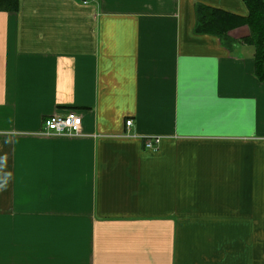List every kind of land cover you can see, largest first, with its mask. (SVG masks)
<instances>
[{
	"label": "crops",
	"instance_id": "crops-1",
	"mask_svg": "<svg viewBox=\"0 0 264 264\" xmlns=\"http://www.w3.org/2000/svg\"><path fill=\"white\" fill-rule=\"evenodd\" d=\"M196 4L248 14L241 0L0 11V264H264V82L248 28L227 50L194 33ZM69 110L79 137L41 134Z\"/></svg>",
	"mask_w": 264,
	"mask_h": 264
},
{
	"label": "trees",
	"instance_id": "trees-1",
	"mask_svg": "<svg viewBox=\"0 0 264 264\" xmlns=\"http://www.w3.org/2000/svg\"><path fill=\"white\" fill-rule=\"evenodd\" d=\"M247 8L246 17L236 16L204 5H194L196 35L216 37L223 46L230 50L235 42L228 33L242 26L248 28V36L240 43L253 48L254 75L264 82V0H241ZM18 0H0V11L15 12Z\"/></svg>",
	"mask_w": 264,
	"mask_h": 264
},
{
	"label": "built area",
	"instance_id": "built-area-1",
	"mask_svg": "<svg viewBox=\"0 0 264 264\" xmlns=\"http://www.w3.org/2000/svg\"><path fill=\"white\" fill-rule=\"evenodd\" d=\"M97 0H82L84 5ZM131 121H126L125 126L130 127ZM82 133V117L75 110H69L64 114H55L45 118L42 122L41 134L46 137L75 138ZM160 143L159 138H148L144 141L147 150H155Z\"/></svg>",
	"mask_w": 264,
	"mask_h": 264
}]
</instances>
